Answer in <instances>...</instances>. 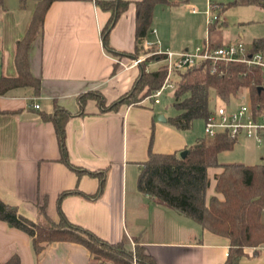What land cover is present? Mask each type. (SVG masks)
I'll list each match as a JSON object with an SVG mask.
<instances>
[{
    "label": "crops",
    "instance_id": "obj_1",
    "mask_svg": "<svg viewBox=\"0 0 264 264\" xmlns=\"http://www.w3.org/2000/svg\"><path fill=\"white\" fill-rule=\"evenodd\" d=\"M29 1L26 7L20 0H4L0 5V77L18 75L17 42L24 38L39 0L32 5ZM126 1L129 9L109 36L114 52L105 47L102 36L111 12L103 11L96 0H55L50 6L44 31L30 50L32 73L41 81L40 94L24 87L0 95V197L39 223H44L46 216L59 223L63 212L71 222L103 240L124 241L129 249L143 247L157 264H223L230 251L229 238L203 229L138 188L150 146L156 153L182 152L189 146L182 131L170 125L168 117L159 114L149 100L104 112L95 98H89L81 107L80 96L89 92L102 96L107 104L116 101L131 90L141 73L139 65L125 68L132 59L115 53L137 49L135 4L140 0ZM170 1L174 4L155 7L149 36L139 44V57L146 53V39L159 41L162 49L175 52L208 42L213 47L230 43L212 39L213 27L208 25L203 44H185L172 25L186 17L175 12L170 24L165 18L167 9L176 11L177 4L186 3L192 12L188 26L197 35L202 24L196 20L194 29L191 21L197 12L190 6L197 0ZM208 1L203 3L207 6ZM196 35L195 39L186 37L195 41ZM163 65L157 58L146 67L154 71ZM35 103L40 108H35ZM57 109L69 112V160L80 173L61 160L55 125L42 117L56 115ZM225 152L219 155L221 164L229 162L222 158ZM221 172L222 167L208 171L209 177L213 176L210 196L223 198L215 191ZM69 191L74 193L61 197ZM245 253L240 264H264V245L247 248ZM15 254L21 264H108L74 242H55L36 254L27 233L0 221V262L6 263Z\"/></svg>",
    "mask_w": 264,
    "mask_h": 264
},
{
    "label": "trees",
    "instance_id": "obj_2",
    "mask_svg": "<svg viewBox=\"0 0 264 264\" xmlns=\"http://www.w3.org/2000/svg\"><path fill=\"white\" fill-rule=\"evenodd\" d=\"M26 7L28 0H20ZM55 0H39L30 25L23 39L17 42L16 67L17 77H0V95L24 87H32L39 95L41 81L31 70L30 50L33 43L44 31L47 11ZM248 4L264 7V0H244ZM4 0H0V5ZM103 10L111 12L109 22L102 31L103 41L108 50L111 30L121 16L129 9L126 0H96ZM170 0H140L136 2V39L134 53L115 52L121 56L136 59L140 56V41L149 36L157 5H173ZM212 47V46H211ZM253 51L264 50V37L254 40ZM159 60L163 58L157 57ZM147 58L139 66L141 73L131 90L116 101L107 104L102 96L89 92L80 96L81 107H85L89 98H95L104 112L119 111L123 105H142L149 97L160 90L166 80L165 65L154 71H147ZM176 80L173 106L179 112L168 118V123L178 130L185 131L193 127L196 120H207L212 114L215 98H220L228 105L241 100L246 91L253 107H264V72L261 68L244 62L203 61L200 65L180 72ZM144 93L142 97L140 95ZM149 101H153L150 98ZM154 102V101H153ZM56 128L61 160L72 165L78 173L79 167L71 164L67 147L66 125L69 112L57 109L56 115L43 114ZM238 140L228 132L218 133L214 137H201L181 152L173 154L156 153L149 149V160L143 163L138 180V188L145 195L155 198L159 203L178 212L215 234L230 240L228 259L223 264H240L247 248L258 249L264 245V163H225L221 164L219 155L234 149ZM222 167L216 178L215 191L222 195L207 198L211 186L208 171ZM97 175L98 173H93ZM104 185V181H102ZM74 192H65L61 197ZM44 211V210H43ZM0 221L10 227L27 233L33 243L36 254H40L46 245L55 242H74L85 246L95 259L112 264H157L144 248H127L126 242L110 243L94 232L74 224L61 212V219L56 223L46 216L44 223L35 222L23 216L16 206L6 203L0 197ZM21 264L20 257H13L6 263Z\"/></svg>",
    "mask_w": 264,
    "mask_h": 264
},
{
    "label": "built area",
    "instance_id": "obj_3",
    "mask_svg": "<svg viewBox=\"0 0 264 264\" xmlns=\"http://www.w3.org/2000/svg\"><path fill=\"white\" fill-rule=\"evenodd\" d=\"M224 6L213 3L211 0L206 6V20L209 26L220 22ZM193 12H197L193 8ZM216 12H218L216 14ZM143 46L149 52L144 56L132 59L129 64H124L125 68L138 66L150 56L163 58L167 70V77L163 87L154 95L149 97L156 104L160 103V97L167 88L176 89V80L180 72L200 65L203 61L213 62H244L249 65L258 66L264 72V50L253 51L252 46L246 45L243 41H234L225 45L211 47L210 43L198 45L194 49H186L173 52L169 49H162L160 42H153L146 39ZM148 98V99H149ZM236 104V105H235ZM235 104L228 105L222 101L217 105L210 117L205 120V136L214 137L218 133L228 132L236 140L243 138L251 139L259 145L264 144V107H253L249 99L247 101H237ZM35 108L40 105L35 103ZM264 213V209H263Z\"/></svg>",
    "mask_w": 264,
    "mask_h": 264
},
{
    "label": "rangeland",
    "instance_id": "obj_4",
    "mask_svg": "<svg viewBox=\"0 0 264 264\" xmlns=\"http://www.w3.org/2000/svg\"><path fill=\"white\" fill-rule=\"evenodd\" d=\"M34 0H30L29 3L32 5ZM205 0H197L196 2L192 3L190 6H194L197 10V15H193L195 18L192 23L195 22V28L198 27L196 20H201L202 26H199L198 34L199 37L195 41L196 34L192 33V27L188 26V19L192 15L190 7L187 6L186 3H180L178 5V9L176 11H171V9H167L166 13V20L169 21L171 24V17L173 14L177 12L178 14L186 17V20L176 22L174 20L173 25L177 32H179L180 38L185 41V44L192 45V43L203 44V36L208 31V24L205 21V11H206V4L203 3ZM213 3L228 5V7L224 6V10L222 13V17L220 22L210 26L213 27L211 29V37L216 41H222L224 43L231 42V41H243L246 45L250 46L255 39L263 38L264 37V7L259 5H252L246 3L244 0H212ZM176 5V6H177ZM171 11V13H169ZM218 12H216L217 14ZM192 19V18H191ZM224 20L228 23L224 24ZM190 22V23H191ZM221 24V28L218 26ZM215 26V27H214ZM194 27V26H193ZM195 32V31H194ZM197 34V35H198ZM196 35V36H197ZM193 37V41L191 39H187V37ZM192 41V42H191ZM171 50V49H170ZM173 51V50H171ZM148 53V50H145ZM175 52V51H173ZM145 53V54H146ZM156 56H150L148 63L152 61H156ZM163 61V60H162ZM178 77H176L177 79ZM174 89L167 88L163 95L160 97V103L156 104L153 102V106L155 107L156 111L159 114L165 115L166 117H174L179 112L173 106L174 103ZM144 93L140 95L142 97ZM248 93L243 91L241 94V98L243 101H247ZM148 100V99H147ZM145 100V101H147ZM234 104L236 103L233 102ZM222 104V100L218 97L215 98L213 103V107L215 108L217 105ZM236 105V104H235ZM234 106V105H232ZM205 121L203 119L196 120L193 124V127L189 130L182 131L183 136L186 138L188 145H193L198 138L205 137ZM222 158L228 163H243L247 162L250 164H259L264 163V144L259 145L255 141L247 138H242L238 141L235 145L234 149L231 151H226ZM212 175L210 181L212 180ZM211 189V186L209 190ZM209 190L207 193V198L209 199L211 196L209 195ZM112 264V263H108Z\"/></svg>",
    "mask_w": 264,
    "mask_h": 264
},
{
    "label": "water",
    "instance_id": "obj_5",
    "mask_svg": "<svg viewBox=\"0 0 264 264\" xmlns=\"http://www.w3.org/2000/svg\"><path fill=\"white\" fill-rule=\"evenodd\" d=\"M161 119H162L163 121H166L165 117H160L159 120H161ZM186 153H187V151H182V152H181V155H182V156H185Z\"/></svg>",
    "mask_w": 264,
    "mask_h": 264
}]
</instances>
